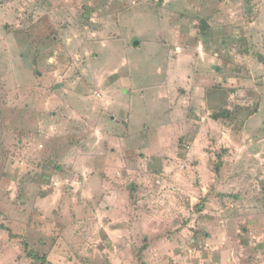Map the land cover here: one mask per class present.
Masks as SVG:
<instances>
[{
	"label": "rangeland",
	"instance_id": "rangeland-1",
	"mask_svg": "<svg viewBox=\"0 0 264 264\" xmlns=\"http://www.w3.org/2000/svg\"><path fill=\"white\" fill-rule=\"evenodd\" d=\"M0 264H264V0H0Z\"/></svg>",
	"mask_w": 264,
	"mask_h": 264
}]
</instances>
